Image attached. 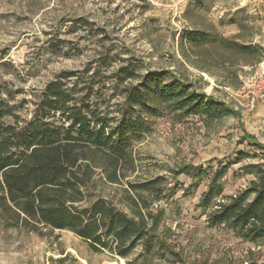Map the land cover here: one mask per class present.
Here are the masks:
<instances>
[{"label": "rangeland", "instance_id": "374dc122", "mask_svg": "<svg viewBox=\"0 0 264 264\" xmlns=\"http://www.w3.org/2000/svg\"><path fill=\"white\" fill-rule=\"evenodd\" d=\"M191 30L210 41L182 42ZM233 43L264 47V0H0V82L23 91L17 100H33L48 81L75 71L112 116L123 103L120 90L157 71L190 82L230 110L215 120L169 110L144 116L147 130L132 141L136 167L126 178L166 180V198L150 203L152 252L138 246L128 259L94 253L70 231L39 235L6 226L0 216V264H264V242L207 222L216 204L254 179L248 166L264 164V104L248 109L236 95L259 73L264 55H240ZM123 67L139 77L122 82ZM30 110L28 104L25 116ZM241 153L247 157L236 162ZM226 165L222 195L203 209L213 172ZM194 167L203 174H175ZM93 178L94 193L131 213L122 186L105 184L99 170Z\"/></svg>", "mask_w": 264, "mask_h": 264}, {"label": "trees", "instance_id": "16d2710c", "mask_svg": "<svg viewBox=\"0 0 264 264\" xmlns=\"http://www.w3.org/2000/svg\"><path fill=\"white\" fill-rule=\"evenodd\" d=\"M181 40L197 46L210 38L191 30ZM229 47L243 56L264 55L262 46L233 43ZM119 72L122 82L139 77L126 67ZM77 76L75 71L57 75L33 100H17L23 91L0 82V216L6 226L39 235L45 229L70 231L94 253L128 259L138 246L150 253L155 248L150 203L169 192L163 176L126 178L136 167L132 141L147 130L144 116L158 117L169 110L215 120L230 110L190 82L153 71L120 90L123 103L111 116L96 103L93 85L79 82ZM28 104L32 110L25 116ZM246 157L241 153L236 162ZM248 167L254 179L240 193L216 204L207 222L225 225L244 240L264 242V164ZM226 169L227 165L213 172L200 198L203 209L213 207L222 195L220 180ZM97 170L105 184L122 186L131 213L94 193ZM193 170L183 168L175 174H203L199 168Z\"/></svg>", "mask_w": 264, "mask_h": 264}, {"label": "built area", "instance_id": "2783aa9c", "mask_svg": "<svg viewBox=\"0 0 264 264\" xmlns=\"http://www.w3.org/2000/svg\"><path fill=\"white\" fill-rule=\"evenodd\" d=\"M243 104L248 109H253L258 104H264V60L259 73L245 83L237 92Z\"/></svg>", "mask_w": 264, "mask_h": 264}]
</instances>
